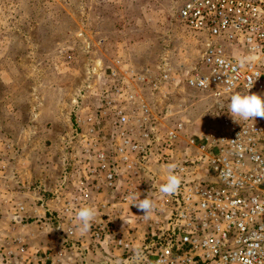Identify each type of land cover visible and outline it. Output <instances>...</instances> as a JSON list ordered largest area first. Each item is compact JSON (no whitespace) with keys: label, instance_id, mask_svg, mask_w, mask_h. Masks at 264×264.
<instances>
[{"label":"rangeland","instance_id":"374dc122","mask_svg":"<svg viewBox=\"0 0 264 264\" xmlns=\"http://www.w3.org/2000/svg\"><path fill=\"white\" fill-rule=\"evenodd\" d=\"M176 8V0H19L0 13V37L7 38L0 44V245L16 249L12 242L19 238L27 256L36 257L31 264H48L43 256L56 258L60 247L69 264H144L142 254L129 257L116 240L140 248L150 237L152 217L138 220L119 205L120 190L105 188L102 174L91 172L99 164L96 153L110 156L114 139L111 125L87 120L96 117L108 85L104 69L118 56L152 69L166 57L175 66L198 59L197 39L178 21ZM89 21L93 29L81 27ZM102 37L105 43L97 45ZM143 94L153 109L151 94ZM170 99L180 111L172 120L189 121L186 134L208 135L219 127L207 93L175 91ZM171 124L163 120L157 127L162 133ZM90 128L91 151L85 153L80 134ZM184 144L183 138L168 160L153 145L157 154L142 180L164 184ZM117 173L122 187L120 166ZM74 197L79 203L66 212ZM82 207L96 212L84 234L76 215ZM66 223L73 237L63 236Z\"/></svg>","mask_w":264,"mask_h":264},{"label":"built area","instance_id":"2783aa9c","mask_svg":"<svg viewBox=\"0 0 264 264\" xmlns=\"http://www.w3.org/2000/svg\"><path fill=\"white\" fill-rule=\"evenodd\" d=\"M176 2L178 21L197 39L198 59L175 66L166 57L152 69L137 68L118 56L104 69L108 85L92 113L96 117L87 121L91 126L111 125L114 143L110 156L96 153L99 164L91 172L102 174L105 188L120 190L119 205L138 220L146 217L133 205L138 202L133 197L154 202L148 214L150 237L137 248L144 264H264V118L237 117L240 122H235L229 113L235 93L264 97V0ZM104 43V38L97 41ZM241 57L249 58L243 66ZM249 79L254 83L250 90ZM184 90L207 93L214 101L219 127L213 133L186 134L189 121L172 120L180 111L172 108L171 95ZM144 91L151 94L153 109ZM169 119L171 126L161 133L157 123ZM93 133L90 128L87 136L80 134L85 153L91 151ZM183 138L185 151L172 163L181 185L166 196L156 184L142 180V174L157 154L153 145H159L166 158ZM118 166L125 174L122 187ZM79 201L77 197L68 201L65 211ZM74 233L67 224L63 236ZM13 243L16 249L10 242L0 245V264L35 260L27 256L19 238ZM116 246L129 257L137 250L121 238ZM59 257L43 259L62 264Z\"/></svg>","mask_w":264,"mask_h":264},{"label":"clouds","instance_id":"9594fccd","mask_svg":"<svg viewBox=\"0 0 264 264\" xmlns=\"http://www.w3.org/2000/svg\"><path fill=\"white\" fill-rule=\"evenodd\" d=\"M248 59V57H241L239 59L240 65L243 66ZM248 85L250 90L254 85L251 79H249ZM229 113L235 122H240V120L247 121L249 119L255 120L256 117L264 118V97L257 94L241 95L235 93L230 97ZM237 117H239L240 120L236 119ZM175 168V164L168 165L169 175L167 177V182L162 184L159 189V191L166 196L175 194L181 185V178L174 173ZM133 198L138 199V202L133 205H135L147 218L148 214L154 210V202L147 197L142 200L138 197ZM76 215L80 221L81 234L88 232L92 222L96 218L95 210L90 207H82L78 210ZM135 255L137 258L141 255L139 249L136 250Z\"/></svg>","mask_w":264,"mask_h":264},{"label":"crops","instance_id":"0c3cea01","mask_svg":"<svg viewBox=\"0 0 264 264\" xmlns=\"http://www.w3.org/2000/svg\"><path fill=\"white\" fill-rule=\"evenodd\" d=\"M18 3H19V0H0V13H5V11L8 10V9H10L11 6H17ZM84 11H85V9H84ZM81 27L85 28L86 30L87 29L91 30V29L94 28L93 23L91 21H89L88 23H82V26ZM1 28H3V27H1ZM85 33H88V31H85ZM79 35L81 37L82 34H80L79 32L75 33V37L78 38ZM86 39H88V36H86ZM1 43H7V38L6 37H2V38L0 37V44ZM101 60L103 61L104 59L101 58ZM59 250L60 251L58 253H54V254H56V255L57 254H60V257H59L60 262L62 264H69V263H71L72 260H70L69 262H67L68 261V258L66 256L67 255L66 252L63 251L61 247L59 248ZM87 254L88 255H92L90 252H88ZM79 264H81V263H79Z\"/></svg>","mask_w":264,"mask_h":264}]
</instances>
